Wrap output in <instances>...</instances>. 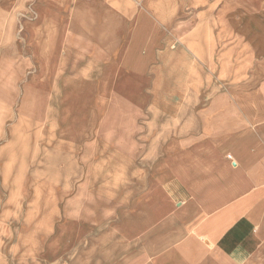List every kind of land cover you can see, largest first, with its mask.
<instances>
[{"label": "crops", "instance_id": "crops-1", "mask_svg": "<svg viewBox=\"0 0 264 264\" xmlns=\"http://www.w3.org/2000/svg\"><path fill=\"white\" fill-rule=\"evenodd\" d=\"M32 9L40 73L70 72L57 59L80 52L81 108L61 135L40 130L23 165L15 135L0 264H264V0ZM26 165H45L32 195Z\"/></svg>", "mask_w": 264, "mask_h": 264}, {"label": "rangeland", "instance_id": "rangeland-1", "mask_svg": "<svg viewBox=\"0 0 264 264\" xmlns=\"http://www.w3.org/2000/svg\"><path fill=\"white\" fill-rule=\"evenodd\" d=\"M33 1L0 0V165H6V161L10 160L12 148L15 146L13 144L15 135L17 151H20L19 155L16 152L15 161L17 162L19 157L23 165L30 158L29 155L31 156L34 136L40 130L41 133L50 130L55 135H61L75 120L71 114H75L81 108L79 104L82 89L75 87L81 85L77 83L80 82V79H77V72L81 70L79 51L75 50L73 57L57 59L59 64L61 61L64 64L69 63V67L64 66V70L71 73L63 75L51 76L48 73H40L34 62L32 37L28 32V25L35 22ZM6 7L8 10H5ZM10 21H13V24L9 25ZM55 82L56 89L53 87ZM25 112L31 117L43 115L41 126L39 127L37 122L28 121L29 126L25 129L22 124V120L27 121L23 118H27ZM45 126L47 128H44ZM24 130L28 131L27 134L23 132ZM92 137L90 135L89 139ZM51 156L54 164H58L65 159V152H56ZM43 157L45 158V155ZM44 166L26 165V169L21 171L23 175L25 174L26 193L32 195L36 192L37 186L34 185L35 179L38 178L36 174L41 176L39 173ZM53 166L55 172L63 174L65 165Z\"/></svg>", "mask_w": 264, "mask_h": 264}, {"label": "built area", "instance_id": "built-area-1", "mask_svg": "<svg viewBox=\"0 0 264 264\" xmlns=\"http://www.w3.org/2000/svg\"><path fill=\"white\" fill-rule=\"evenodd\" d=\"M228 158H231L230 156Z\"/></svg>", "mask_w": 264, "mask_h": 264}]
</instances>
